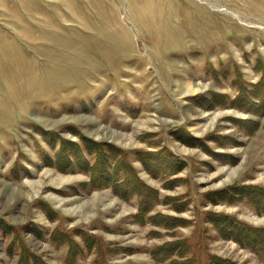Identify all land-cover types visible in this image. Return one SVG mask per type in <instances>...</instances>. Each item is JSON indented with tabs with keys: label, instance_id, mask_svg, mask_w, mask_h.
I'll use <instances>...</instances> for the list:
<instances>
[{
	"label": "rangeland",
	"instance_id": "obj_1",
	"mask_svg": "<svg viewBox=\"0 0 264 264\" xmlns=\"http://www.w3.org/2000/svg\"><path fill=\"white\" fill-rule=\"evenodd\" d=\"M261 95L264 0H0V264H264L213 223L264 226ZM84 136L122 150L147 214L89 185L93 157L61 167Z\"/></svg>",
	"mask_w": 264,
	"mask_h": 264
},
{
	"label": "trees",
	"instance_id": "obj_2",
	"mask_svg": "<svg viewBox=\"0 0 264 264\" xmlns=\"http://www.w3.org/2000/svg\"><path fill=\"white\" fill-rule=\"evenodd\" d=\"M240 99H243V105H245L246 107L253 106L256 102L252 97L247 96H242ZM261 101H264V96H262ZM61 148V167H63L64 169H73L74 163L78 164L80 167H86V164L82 162V159L85 156L86 159L89 157H93L94 163L90 165V162H87V165H90L89 167L87 166L89 168L88 172H90L92 176L89 185L96 184L95 186L112 187L113 190L119 194V196L126 199L138 196L142 203L139 213H148L149 202L146 203V191H143L146 186L140 183L135 172V176L131 174V163L129 164L125 158L121 159L123 152L116 145L111 143L95 142L90 138L84 136L82 137V144H78L72 140L64 139L62 141ZM62 162L65 165H63ZM135 178L137 179L139 184H137ZM134 180L136 182H134ZM153 196H155L156 199L158 198V195L156 194H153ZM249 197L259 209L264 210V189L257 190L255 194L251 196L249 195ZM155 198H152L151 201L155 202ZM213 223L217 231H219L224 238L234 240L241 246L249 248L251 251L258 255L264 254V226L256 227L246 222L237 220V218H233L229 215H218L217 219L213 221ZM70 242H72L71 238L62 241L63 244ZM86 244L88 246H91L88 241H86ZM169 245L173 247V243H170ZM175 245H177L176 249L187 251V247L184 246L182 242H178ZM169 251H171V249ZM74 253V251L71 252V257L69 259L71 264L73 261H75L74 258L78 256V254ZM167 253L168 252H166L163 257ZM18 264L49 263L43 262V259L36 254L25 253L21 256ZM209 264L241 263L230 258H224L218 255H214L210 258Z\"/></svg>",
	"mask_w": 264,
	"mask_h": 264
},
{
	"label": "bare ground",
	"instance_id": "obj_3",
	"mask_svg": "<svg viewBox=\"0 0 264 264\" xmlns=\"http://www.w3.org/2000/svg\"><path fill=\"white\" fill-rule=\"evenodd\" d=\"M186 88H187V94H194V93H196L197 91H199V88H197V87H194V86H192V85H190V84H187L186 85Z\"/></svg>",
	"mask_w": 264,
	"mask_h": 264
}]
</instances>
